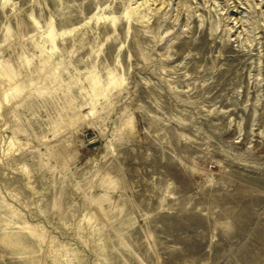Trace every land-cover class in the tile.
Masks as SVG:
<instances>
[{"label": "rangeland", "instance_id": "rangeland-1", "mask_svg": "<svg viewBox=\"0 0 264 264\" xmlns=\"http://www.w3.org/2000/svg\"><path fill=\"white\" fill-rule=\"evenodd\" d=\"M0 71V264H264V0H0Z\"/></svg>", "mask_w": 264, "mask_h": 264}, {"label": "bare ground", "instance_id": "bare-ground-1", "mask_svg": "<svg viewBox=\"0 0 264 264\" xmlns=\"http://www.w3.org/2000/svg\"><path fill=\"white\" fill-rule=\"evenodd\" d=\"M1 72V71H0ZM6 92V91H5Z\"/></svg>", "mask_w": 264, "mask_h": 264}]
</instances>
